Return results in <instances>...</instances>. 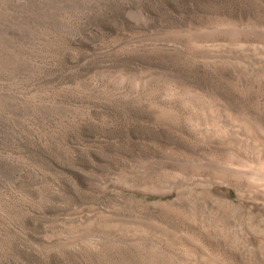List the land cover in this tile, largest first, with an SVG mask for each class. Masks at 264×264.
Segmentation results:
<instances>
[{
  "label": "rangeland",
  "instance_id": "1",
  "mask_svg": "<svg viewBox=\"0 0 264 264\" xmlns=\"http://www.w3.org/2000/svg\"><path fill=\"white\" fill-rule=\"evenodd\" d=\"M261 166L264 0H0V264H264Z\"/></svg>",
  "mask_w": 264,
  "mask_h": 264
},
{
  "label": "bare ground",
  "instance_id": "2",
  "mask_svg": "<svg viewBox=\"0 0 264 264\" xmlns=\"http://www.w3.org/2000/svg\"><path fill=\"white\" fill-rule=\"evenodd\" d=\"M250 142V141H249ZM263 153V152H262ZM263 170V166L260 167V169L258 171H252L249 173V172H242V174H244L249 180H264V172H262ZM237 171V170H236ZM244 171V170H242ZM239 173V172H238ZM240 174V173H239ZM257 195V194H256ZM259 234H262V236L264 237V234L263 233H260Z\"/></svg>",
  "mask_w": 264,
  "mask_h": 264
}]
</instances>
